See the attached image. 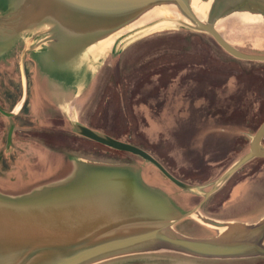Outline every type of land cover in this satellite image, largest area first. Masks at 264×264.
<instances>
[{"label":"rangeland","instance_id":"374dc122","mask_svg":"<svg viewBox=\"0 0 264 264\" xmlns=\"http://www.w3.org/2000/svg\"><path fill=\"white\" fill-rule=\"evenodd\" d=\"M4 4L5 0H0L1 8ZM173 13L174 19L154 20L145 25L147 28L143 26L121 36L116 52L110 54L108 51L92 78L85 68L84 74L90 84L78 104V124L99 134L132 142L188 187L197 188V184L210 180L199 191L203 193L248 153L250 140L264 121V63L231 57L209 35L195 31L178 13ZM223 23L224 26H218ZM216 28L241 52L264 55L263 16L239 12L218 22ZM32 36L40 44L42 39L48 38L49 41L57 37L54 29L50 32L43 26L21 38ZM39 58L46 60L43 55ZM17 62L15 67L19 68ZM50 62L56 66V62ZM92 63L93 60L89 59L90 66ZM57 65L56 73L60 74L61 67H64L61 63ZM40 69L54 70L49 61L40 63ZM37 82L36 105L51 104L52 92L60 87L41 73L39 77L37 75ZM9 122L0 116V150L7 157L14 154L16 161L12 168L18 171V175L8 176L7 172L0 170V188L9 190L10 194L35 190L27 195L32 198L30 200H35L31 203L54 197L57 193L54 191L74 178L73 162L81 159L136 166L140 174L148 175L149 182L164 185L166 197L180 204L183 210L189 209L187 205L191 200L188 199L194 192L177 187L155 166L137 156L94 144L79 136L75 127L65 130L59 118L47 128L23 127V123L15 121L12 144L7 149L3 139L7 137ZM262 145L264 147V138ZM28 166L34 169L29 176L26 173ZM57 168L58 171H53ZM262 168L264 158H255L244 164L201 205L202 215L212 217L213 211L216 212L212 204L227 201L233 185L251 174H255V178L249 180L246 189L223 210L217 208L218 214L225 219L253 218L260 214L264 210ZM0 196L10 198L6 191H0ZM202 199L199 197L195 202ZM172 230L191 238L219 235L218 229L192 218L176 222ZM96 264H264V256L207 259L162 246Z\"/></svg>","mask_w":264,"mask_h":264},{"label":"water","instance_id":"95a60500","mask_svg":"<svg viewBox=\"0 0 264 264\" xmlns=\"http://www.w3.org/2000/svg\"><path fill=\"white\" fill-rule=\"evenodd\" d=\"M14 2L12 10L0 16L1 41H17L22 39V35L43 26L49 28L50 32L54 29L57 37L49 41L48 38L42 39L41 44L40 41L36 43L34 36L23 39L25 48L19 60L23 94L10 112L0 108V114L8 119L14 118L25 102L24 58L27 52L49 45L69 51L93 47L95 53L91 59L94 62L100 42L108 35L161 4L175 6L185 22L195 31L209 35L231 57L264 63V55L241 52L216 28L218 22L239 12L264 17V0H211L206 10V21L197 18L190 0ZM120 37L111 47L110 54L116 52ZM32 42L33 45L36 43L33 47ZM75 128L79 136L137 156L155 166L177 187L194 192V187H188L175 179L143 149L80 124ZM13 131L14 123L11 122L6 137L7 148L12 144ZM263 138L264 121L252 136L248 153L228 168L208 192L201 194L203 201L216 193L244 164L255 158H264ZM87 166V174H80L76 181L54 191L57 192L54 197L31 203L35 200H30L32 198L29 196L21 199L0 196V264H96L109 258L160 249L162 246L207 259L264 256V221L246 224L258 231L250 242L218 243L210 238L186 237L172 230V226L182 219L192 218L219 232L230 222L206 218L199 213L198 207L190 213L175 215L160 195L152 193L143 185L131 165L83 164V167Z\"/></svg>","mask_w":264,"mask_h":264},{"label":"crops","instance_id":"0c3cea01","mask_svg":"<svg viewBox=\"0 0 264 264\" xmlns=\"http://www.w3.org/2000/svg\"><path fill=\"white\" fill-rule=\"evenodd\" d=\"M14 4H15L14 0H5L4 8L0 7V16L7 13L8 11H11ZM21 45H22V49L20 48ZM31 46L33 47V42ZM24 48H25V40L23 39H19L13 42H3L0 40V107L7 112H10L11 110H13V108L19 101L14 106H11L10 98L4 99L3 92L8 93L12 97L13 95L16 94L15 91H16L17 85L20 84V88H21L20 99L23 94L22 93V76L20 72L19 60H20V57L22 55ZM94 53H95V50L93 49V47H90V48L86 47L82 50L78 49L77 51L75 50L69 51V49H65V48L59 49L58 47L53 46V45L42 47L41 49L36 48V49L30 50L29 52H27L24 58V69L27 73L26 95H25L26 96L25 101H27V103L25 106V112L21 113V110L17 111L16 116L19 118L18 122L25 124L26 123L25 119L28 118L34 125L38 127L40 126L42 128H47V127L52 126V121L54 119L59 118L61 119L63 128L65 130L69 128H74L79 123V106H78L79 101L81 100V98H83L84 92L86 91V89L88 88L90 84V81L86 80L87 76L84 74V72H86L85 68L87 71H89V68H90L89 59H91ZM41 55L46 56V60L41 61L39 58ZM17 58H18V62L16 60ZM61 59L63 61H61ZM48 61H49L50 66L54 68V70L51 72L40 69V63L42 62L46 63ZM50 61L56 62V66ZM16 62H17V65L19 64V68L15 67ZM1 63H4V64H1ZM57 63H61V66L63 65L64 67V69L61 67L60 74L56 73L58 72L56 67L59 66L57 65ZM14 72L16 73L17 76L19 75V81L17 80V76H15ZM38 72L39 74L41 73L42 76H44L48 81L53 82V84L60 87V90H55L52 92V94L54 95L52 97V100H50L51 104L40 105V106L36 105L37 103L36 92L38 88L37 75L39 77ZM7 82L9 86L7 85ZM6 119L12 122L11 119H8V118ZM14 128H15V125H14ZM73 163L75 165L76 172L74 174V178L67 183L74 182L77 180L80 174L82 173L84 174L85 172L87 174L89 172L88 166L83 167L84 163L88 165H93V166L94 165L96 166L111 165V164H100V163L81 160V159H78L74 161ZM131 166L134 167V170L138 174L139 179L143 183V185L146 188H148L152 193L154 192L160 195L166 201L167 205L172 209V212L175 213V215L176 213H178V215H184V214L190 213L196 207H198L199 213L202 214L201 205L204 201L202 199V201L197 203L198 201L195 202L196 201L195 199L199 197L202 198L201 196L202 193L199 191L202 188H205L207 184H209L208 182H210V180L206 183L203 182L201 184H197L196 186L197 188L194 187L195 189H193V191L195 194H191L188 199V200H191L190 201L191 203L187 205L189 209L183 210L180 204L176 203L172 198L166 197L167 190L163 188L164 185L161 182H157V183L154 182L156 184L149 182L148 175L145 176V175H142V173L140 174L138 167L133 166V165ZM59 168L53 171H58ZM14 169L10 170L6 174L8 176L18 175V171H14ZM261 170H264V169L262 168ZM33 172H34V169L32 168V166H28V169L26 171V173H28V176L31 175ZM254 178H255V174L254 175L251 174V175L244 177L243 179L240 180L238 184L233 185L234 186L232 188L233 191H230L231 194L229 195L228 200L227 201L225 200L226 202L223 201L225 203L216 202L212 204L213 207L216 209V213H214L212 217L210 218L213 220L219 221V222H239L241 224H249V225L258 223L264 217V210L260 214L254 216L253 218L241 216L236 219H225L224 217H221L218 214V209H217L219 208V211H221L224 209V207H226L227 205L235 201L236 199H234V197L241 195L242 190L244 191L246 189L249 180L252 181ZM216 181L212 183V186L214 185ZM212 186L207 188L206 190L204 189L203 193L208 192L212 188ZM0 187L2 186L0 185ZM34 191L35 190H33L32 192ZM32 192L25 194V196L26 197H28L27 195L30 196ZM169 193L171 194L170 191L168 192V194ZM25 196H20V197L9 196V197L10 199H21V198H24ZM241 199H242V196H240L239 200Z\"/></svg>","mask_w":264,"mask_h":264},{"label":"bare ground","instance_id":"6f19581e","mask_svg":"<svg viewBox=\"0 0 264 264\" xmlns=\"http://www.w3.org/2000/svg\"><path fill=\"white\" fill-rule=\"evenodd\" d=\"M190 2L197 18L201 21H206V10L211 0H207L206 2H200L199 0H190ZM173 12L178 13V10L173 5L161 4L154 6L130 24L108 35L105 40H103L99 44L100 48L98 49V54L94 58V62L89 68V74L92 75L94 73L97 65L103 60L104 56H106L108 51H110L111 47L115 44L116 40L120 36H123L125 33L138 30L154 20L163 18L174 19ZM224 25L225 24L223 23L218 26L221 27ZM118 45H120V43ZM260 221L263 222L264 217ZM248 225L241 224L239 222H230L226 225L225 229H222L219 232V235L217 237H213L210 239H214V241L218 243L250 242L257 236L258 231L255 230V228H250Z\"/></svg>","mask_w":264,"mask_h":264},{"label":"trees","instance_id":"16d2710c","mask_svg":"<svg viewBox=\"0 0 264 264\" xmlns=\"http://www.w3.org/2000/svg\"><path fill=\"white\" fill-rule=\"evenodd\" d=\"M1 88H3V87H1ZM6 88V87H5ZM16 94L15 95H13L12 97L8 94V93H6V92H3L4 93V99H9L10 98V100H11V106H14L18 101H19V99H20V96H21V88H20V84H19V87H17L16 88ZM26 103H27V101H25V103H24V105H23V107H22V109H21V113L22 112H25V106H26ZM1 108V107H0ZM0 116H2L1 114H0ZM19 118L16 116V117H14V118H12L11 120L13 121V122H15V121H17ZM26 120V123L24 124V125H22L23 127H33L34 126V124L29 120V119H25ZM21 126V127H22ZM3 141H4V144H6V136L4 137V139H3ZM91 142H93V141H91ZM123 142H126V143H129V144H131V145H134L132 142H130V141H123ZM94 144H98V143H95V142H93ZM98 145H101V144H98ZM103 146V145H102ZM134 146H137V145H134ZM108 148V147H107ZM113 150V149H112ZM114 151H116V150H114ZM117 152V151H116ZM118 152H120V151H118ZM125 153V152H124ZM126 154H129V153H126ZM130 155V154H129ZM15 161H16V158H15V156H14V154H9L8 155V157L5 155V152H3L2 150L0 151V170L1 171H4V172H9L10 170H11V168H12V166L14 165V163H15ZM223 174V173H222ZM0 191L1 192H5L6 191V195H9V196H11V197H20V196H22V195H25V194H28L30 191H28V192H26V193H22V194H10V192L9 191H7V190H5V189H1L0 188Z\"/></svg>","mask_w":264,"mask_h":264},{"label":"flooded vegetation","instance_id":"af4514ba","mask_svg":"<svg viewBox=\"0 0 264 264\" xmlns=\"http://www.w3.org/2000/svg\"><path fill=\"white\" fill-rule=\"evenodd\" d=\"M204 202H206V201H204ZM204 202H203V203H204ZM203 203H202V204H203ZM204 204H205V203H204ZM212 206H213V205H212ZM214 206H215V205H214ZM201 208H202V207H201ZM213 212L216 213L215 210H214ZM214 213H212V215H213Z\"/></svg>","mask_w":264,"mask_h":264}]
</instances>
